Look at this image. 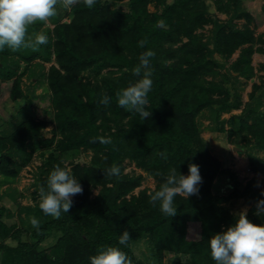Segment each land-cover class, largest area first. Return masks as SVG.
Returning a JSON list of instances; mask_svg holds the SVG:
<instances>
[{"label":"trees","instance_id":"obj_1","mask_svg":"<svg viewBox=\"0 0 264 264\" xmlns=\"http://www.w3.org/2000/svg\"><path fill=\"white\" fill-rule=\"evenodd\" d=\"M118 1L96 0L91 9L77 4L71 9V20L60 19L63 13L57 15L46 33L49 42L39 51H0V83H4L0 97L5 92L14 101L25 96L21 77H14L21 58L28 63L25 71L30 76L44 74L55 118L52 136L43 135L44 120L33 118L10 135L0 133V175H17L35 153L45 155L50 150L35 174L33 197L37 200L38 189L46 185L54 165L68 168L66 160L83 187L82 194L72 197L69 213L59 219L39 210L35 218L39 230L33 228L28 238V230L0 202L1 264H90L89 257L107 245L120 247L132 264H165L167 254L175 257L172 264H215L208 240L235 222L236 212L227 202L251 197L247 216L253 223L264 224V216L254 214L256 202L264 199V188L258 186L256 177L242 185L234 172L231 189L224 193L221 184L216 186L224 171L222 162L208 149L198 124L205 108L241 105L239 94L231 100L228 88L206 75L221 66L214 53L227 60L237 50L231 63L236 75L245 79L256 75L252 55L256 50L264 53V39H257L250 27L254 14L241 6V0H125L124 5H112ZM213 6L228 13L231 22L244 18L245 24L224 22L210 10ZM260 8L264 12V2ZM207 24H212V37L206 39L198 30ZM145 38L148 43L142 49L138 42ZM147 49L156 55L151 61L153 84L147 106L151 116L142 120L119 107L115 93L137 79L131 70ZM53 59L42 71L44 62ZM105 68L108 71L103 73ZM259 86L253 84L254 95ZM105 93L112 98L107 107L99 103ZM242 127L250 128L264 149V116H254L251 125L243 121ZM99 136L110 137L113 143L90 142ZM85 154L89 161H80ZM128 163L141 172L127 171ZM189 163L199 166L203 181L199 194L187 200L177 196L176 215L165 216L159 204L149 203L148 192L159 187L170 168L187 175ZM112 164L120 166L119 177L103 175V169ZM146 176L155 179V186L137 191ZM124 230L131 235L127 246L118 243ZM50 236L55 240L46 244ZM142 241L151 252L147 262L134 251Z\"/></svg>","mask_w":264,"mask_h":264},{"label":"rangeland","instance_id":"obj_2","mask_svg":"<svg viewBox=\"0 0 264 264\" xmlns=\"http://www.w3.org/2000/svg\"><path fill=\"white\" fill-rule=\"evenodd\" d=\"M212 3L213 0H206ZM264 0H241V6L250 10L254 16V22L250 23V27L254 29L255 36L264 39V12L261 11V4ZM124 5L125 0L113 3V6ZM215 6L212 8L214 9ZM154 5H150V10H154ZM216 9L213 10V12ZM64 16L60 19L71 20L73 13L71 10H63L58 8V14ZM218 17L226 23H230V15L226 12L216 11ZM230 21V22H229ZM246 20L244 18H234L231 23H235L238 27H242ZM54 26L53 18L48 24L37 23L30 31L47 33L48 28ZM204 34V38L212 37V24H207L205 27L198 30ZM259 42V40H258ZM258 42L255 46H258ZM212 45V42L209 44ZM237 50L231 58L225 59L218 53H214L213 57L220 62L221 66L217 67L214 73L207 74L209 80H217L228 88L229 97L233 100L237 94L241 96V105L225 110H219V105L215 104L213 107L203 109L198 116V124L201 130L203 140L205 141L210 152L217 156L222 162L223 172L216 181V186L221 184L223 192L231 189L230 181L231 174L234 172L238 175L242 185L247 183L251 178H257V184L260 188H264V149L257 145L256 136L251 133L250 128H243V121H247L248 125L254 122V116H264V53L255 51L252 55V62L255 67L256 75L250 79H245L236 75L232 69L231 63L238 56ZM19 56L16 55L15 58ZM38 60V59H37ZM54 62H44L42 71ZM1 63V62H0ZM28 63L21 59H17L15 65L16 76L21 77V86L25 92V96L12 100L9 94L3 93L0 97V133L2 135H10L14 132L25 120L30 118L44 120L46 125L43 129V135L52 136L55 127L54 108L51 102V94L47 89V82L44 74L38 75V78L30 76L25 71ZM11 68V67H10ZM108 68L103 70L106 73ZM3 74L0 73V81ZM35 78V79H34ZM257 83L259 88L253 94V84ZM0 83V87L3 86ZM17 102V104H16ZM50 150L46 151L45 155L35 153L33 159L29 164H26L18 169L17 175L8 176L0 175V202L6 205L11 212L14 213V221H17L28 230L25 238H28L29 232L34 228L31 224L32 218H37L39 213L38 198L33 197L35 174L45 158L48 156ZM90 156L88 154L82 155L80 161L88 162ZM66 160V164L70 169L72 164ZM13 167L17 164L12 163ZM127 171L135 170L141 172L140 168H136L133 163H128ZM220 179V181H218ZM153 188L155 186V179L151 176H146L142 185L136 190L143 187ZM217 190V187H216ZM97 190L94 191L96 193ZM232 208V211L238 213L241 209L249 207L253 204V199L250 197H239L227 202ZM20 213V214H18ZM31 224V226H30ZM30 237V236H29ZM55 240V237L50 236L46 244ZM134 251L142 260L148 261L150 257V249L147 242L142 241L134 246ZM151 259V258H150ZM153 260V258H152ZM165 264H172L175 261L173 255L167 254L165 257ZM1 264V253H0Z\"/></svg>","mask_w":264,"mask_h":264},{"label":"clouds","instance_id":"obj_3","mask_svg":"<svg viewBox=\"0 0 264 264\" xmlns=\"http://www.w3.org/2000/svg\"><path fill=\"white\" fill-rule=\"evenodd\" d=\"M80 3L91 9L96 0H0V51L5 48L12 52L22 49L39 51L41 45L48 44L49 37L44 32L30 29L37 23L48 24L57 16L58 8L67 11ZM147 43L146 38L142 39L138 42V47L143 49ZM155 55L151 49L141 52L138 64L131 70L137 79L115 93L118 106L138 114L142 120L151 116L147 106L148 94L153 84L151 61ZM111 101L112 98L105 93L99 103L107 107ZM90 142L104 145L113 143L110 137L105 136L94 137ZM161 156L164 157V154L161 153ZM103 175L119 177L121 168L112 164L103 169ZM202 182L196 163L188 164L187 175L177 172L176 168H170L159 187L148 192L149 203L153 207L159 204L160 211L165 216L172 217L177 213L175 198L182 196L187 200L190 196L198 195ZM82 193L83 187L71 174V170L56 164L47 176L46 185H41L38 189L39 209L45 216L59 219L62 213H69L73 204L72 197ZM254 214L264 216V199L256 202ZM31 224L39 230L37 219L32 218ZM130 239V233L124 230L118 236V243L127 246ZM208 246L215 264H264V224L253 223L247 216V209H241L235 214L233 224L211 236ZM89 261L90 264H132L127 253L113 245L101 246L89 257Z\"/></svg>","mask_w":264,"mask_h":264},{"label":"water","instance_id":"obj_4","mask_svg":"<svg viewBox=\"0 0 264 264\" xmlns=\"http://www.w3.org/2000/svg\"><path fill=\"white\" fill-rule=\"evenodd\" d=\"M210 10H211V11H213L214 9H213V8H211Z\"/></svg>","mask_w":264,"mask_h":264}]
</instances>
